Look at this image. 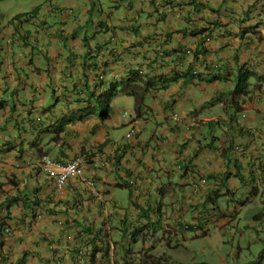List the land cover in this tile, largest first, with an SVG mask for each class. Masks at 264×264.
I'll use <instances>...</instances> for the list:
<instances>
[{
    "label": "crops",
    "instance_id": "1",
    "mask_svg": "<svg viewBox=\"0 0 264 264\" xmlns=\"http://www.w3.org/2000/svg\"><path fill=\"white\" fill-rule=\"evenodd\" d=\"M105 1L33 0L14 8L0 0V206L22 196L9 219L0 211L11 229L0 264H140L154 242L172 249L174 239L188 241L178 229L192 218L212 224L210 237L233 231L264 247V210L242 223L248 205L264 207V0ZM37 8L41 19L12 24ZM56 14L61 19L50 26ZM161 57L165 67L149 75L175 80L150 96L127 139L124 113L135 114V101L121 112L113 102L103 121L90 92L107 90L94 89L101 73L119 82ZM189 66L198 75H187ZM240 69L252 77L247 97L234 94ZM90 107L93 114L80 120ZM66 120L69 144L47 150L54 135L41 140L34 129ZM46 151L60 162L82 159L96 186L71 179L58 191L40 169ZM224 195L234 198L226 209L216 200ZM30 200L44 208L35 211Z\"/></svg>",
    "mask_w": 264,
    "mask_h": 264
},
{
    "label": "rangeland",
    "instance_id": "2",
    "mask_svg": "<svg viewBox=\"0 0 264 264\" xmlns=\"http://www.w3.org/2000/svg\"><path fill=\"white\" fill-rule=\"evenodd\" d=\"M32 1L33 0H13L11 5L14 8H18L20 6H26ZM82 1L83 0H80L81 3ZM106 1L102 2L104 3L105 7L109 6L110 4ZM38 14V17L41 19L42 13L40 12V9H38ZM55 16H57V18ZM25 17L29 16L27 15ZM60 19V14H56L48 17L47 21L49 25L52 26L54 23L59 22ZM16 23L17 22L13 24ZM93 24L94 22L92 23V25ZM105 89L108 90V86H106ZM107 90H105V92ZM133 100V98L125 95L114 97L113 102L115 103L113 106V111L121 112L123 110H133ZM229 106H232L231 103H229ZM96 113L98 114V116L101 115V106L96 108ZM49 135L53 134H43L41 136V140ZM56 137L57 135H54L52 138L46 141L45 145L47 150L54 151V148H52L51 146H55ZM124 198L126 199V204L128 205V194ZM221 200V205L225 208H227L228 203L232 202L231 197L225 198L224 196H222ZM263 210L264 207L262 203L259 200H255L252 204L248 205L245 209V212L242 213V223L245 224L244 222L249 217H251L252 220L254 217L258 216L259 213H262ZM242 223H240V228L242 230H245L246 227ZM178 231L181 232V229H178ZM230 233L231 235L228 234L227 236H223L221 233L215 232L212 234V237L207 236L204 238H200L197 237V234L194 230L189 231V233H186V231H184L182 233V236L185 237V235H187L186 238L188 239V241L185 238L182 239L181 237L178 240L174 239L176 245L172 249H170L166 245H164V247H160L156 244V242H154L152 252L157 258L165 255L167 261L161 262L166 264H264V247H259L257 245L249 243L250 239L244 242L237 234L233 233V231ZM162 236L163 234L160 235V239H162ZM240 242L245 243V245L242 250L238 251V244ZM141 247L142 243L138 246V248L140 249ZM219 256L222 257L220 258Z\"/></svg>",
    "mask_w": 264,
    "mask_h": 264
},
{
    "label": "trees",
    "instance_id": "3",
    "mask_svg": "<svg viewBox=\"0 0 264 264\" xmlns=\"http://www.w3.org/2000/svg\"><path fill=\"white\" fill-rule=\"evenodd\" d=\"M27 15L31 17L32 19L36 17L38 18V8L30 14H24V15L17 16L16 18L12 20V24L18 20L23 19ZM17 31L20 32L18 29ZM27 35L28 37L30 36V34H27ZM185 55L187 54L185 53ZM194 59L195 58H193V61ZM153 62L154 63L151 66L146 65L144 69L138 68L135 70H131L129 72L128 77L119 82L116 81V82L107 83V80H105L106 77H104L102 73L100 75L103 77H100V76L97 77V81L99 83L98 85L97 84L95 85L94 89H97L99 86H103V87L108 86V90L104 92L103 94L97 95L96 90L93 92H90V98L91 99L94 98L93 103H95L96 105L94 106V108H97L99 106H101L102 108V113L101 115H99L101 120L105 121L109 119L110 113L112 111L113 98L117 96L125 95V96H129L133 98L135 101V112L138 117H142L147 112L149 108L148 100L150 96L154 94V92L164 91L175 80V79H169V78L163 79V77H161L162 75H159V74H158V77L149 75L150 73L154 72L156 69L165 67V57H161L160 59H155ZM158 62H161V63H158ZM192 64L193 63H191V66ZM191 66H189L188 68L187 75L191 74V72L193 73ZM142 71L146 73L141 74ZM237 76L238 77L236 79L234 94L235 96L247 97L248 91H249L250 74L240 69ZM91 99H89L88 102L91 101ZM236 100H237L236 97H233L232 101H230L229 103H231V105L233 106L234 104H237ZM242 102H245V100H242ZM83 111L84 112L78 116L80 120L93 114V111H91V107L86 108V110L83 109ZM74 120L76 119H73L72 122ZM70 123H71L70 120H66L64 123H61L56 129H49L46 132H41V131L39 132V129L36 128L34 129V132L37 135L40 134V136L46 133L57 135L55 141L59 142L60 144L62 143V147H64L65 145L67 146L69 144V141H68L69 133H68L67 128ZM16 127H18V131L20 132L21 131L20 127L18 125ZM41 143L42 142H39L38 144H41ZM5 147L9 151L12 148H15L12 144L5 145ZM32 147L34 148L35 145H32ZM47 155H48V152L46 151L41 156H47ZM61 163L67 164L66 162H61ZM133 185H134L133 182H130L129 188L132 189ZM21 198H22L21 193L20 194L17 193L15 197H12V198L8 197L3 202V204L0 206V211H2V213L5 215L6 218L9 219L11 217L10 214H11V210L13 206L17 202L22 201ZM30 203L35 209V211H37L38 209L44 208L43 204H41V202L37 200H32V201L30 200ZM35 217H36V213H35ZM10 231H11L10 226L6 222L0 223V249H2L5 246L4 240L6 239V237H8ZM148 264H155V263L152 261H148Z\"/></svg>",
    "mask_w": 264,
    "mask_h": 264
},
{
    "label": "built area",
    "instance_id": "4",
    "mask_svg": "<svg viewBox=\"0 0 264 264\" xmlns=\"http://www.w3.org/2000/svg\"><path fill=\"white\" fill-rule=\"evenodd\" d=\"M188 55H193L192 51H188ZM194 74H198L196 71ZM175 120L179 119V116L175 114L173 116ZM125 121L129 125L130 129L126 135L127 139H131L135 134V128L133 123L135 117L129 112L124 115ZM42 172L46 173L49 177L53 178L55 181L56 188L58 191H63L71 179H79L90 187L94 188L96 186V181L94 179H89L85 173L82 166V159L76 158L73 161L64 164L58 160L51 159L49 157H44L41 162ZM206 181L203 180V183Z\"/></svg>",
    "mask_w": 264,
    "mask_h": 264
},
{
    "label": "clouds",
    "instance_id": "5",
    "mask_svg": "<svg viewBox=\"0 0 264 264\" xmlns=\"http://www.w3.org/2000/svg\"><path fill=\"white\" fill-rule=\"evenodd\" d=\"M188 51H192V50H186V54L188 55ZM192 53H193V55H191L193 58H194V52L192 51ZM188 56H190V55H188ZM194 72L195 71H193V75H198V74H194ZM197 72V71H196ZM143 73H146V72H141V74H143ZM198 73V72H197ZM104 76V75H103ZM103 76H101L100 75V77H103ZM101 87H103V86H101ZM222 103V105L223 106H225L226 107V105H224V102H221ZM127 112H129V111H127ZM126 113V112H125ZM125 113H124V115H125ZM131 115H133L136 119H135V121L133 122V123H135L134 124V128H135V126H136V123L138 122V116H137V114H136V112H135V114H133L132 112H129ZM175 115V114H174ZM173 115V116H174ZM178 115V114H177ZM179 116V115H178ZM173 120L175 121V122H180V118L178 119V120H175L174 118H173ZM237 123V122H236ZM135 130V133H136V128L134 129ZM128 133V132H127ZM127 135V134H126ZM135 135V134H134ZM126 137V136H125ZM127 138V137H126ZM44 157H49V158H51L50 156H42V158H41V160H40V169L42 170V167H41V162H42V160H43V158ZM51 159H53V158H51ZM55 160V159H54ZM193 170H195V169H193ZM192 170V171H193ZM196 178L194 177V176H191L190 177V181H193V182H195V181H197V180H195ZM199 182H200V184H202V185H205V184H207V179H205V178H202V177H200L199 179ZM203 180L204 181H206L205 183H203ZM233 196H234V193H233ZM224 197L225 198H227V197H231L232 198V196H227V195H224ZM222 199V197L220 198L219 196L217 197V199L216 200H218V207L219 208H222V209H224L225 207H223L222 205H221V200ZM232 200L234 201V198H232ZM220 201V202H219ZM248 201H249V198H245L244 200H242V202L243 203H245V204H247L248 203ZM230 203H228L227 204V207H228V205H229ZM245 204H243V205H245ZM226 209V208H225ZM235 212V211H234ZM223 227H225V226H223ZM183 228V229H182ZM182 228H180L179 227V229H181V231H186V233H189V231H191V230H194L195 232H196V234H197V237H200V238H204V237H207L208 235H209V231H211L212 230V228H213V226H212V224H209V222H206V221H204L202 224H200V222H196L195 221V219L194 218H192V219H189V221H188V223H185V226H183ZM204 228H206V229H204ZM246 231V230H245ZM161 234H163V233H161ZM243 247H244V245L243 246H241L240 247V249L239 250H242L243 249ZM149 258V259H148ZM148 261H152V262H154L155 264H166V263H162L161 261H163V262H166L167 261V258H166V256L165 255H163V256H161L160 258H157L154 254H152V256H150L148 253H145L144 254V256H142V255H140V264H148Z\"/></svg>",
    "mask_w": 264,
    "mask_h": 264
}]
</instances>
